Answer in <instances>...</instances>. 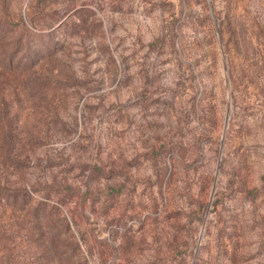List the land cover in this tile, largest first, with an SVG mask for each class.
<instances>
[{
	"label": "rangeland",
	"instance_id": "374dc122",
	"mask_svg": "<svg viewBox=\"0 0 264 264\" xmlns=\"http://www.w3.org/2000/svg\"><path fill=\"white\" fill-rule=\"evenodd\" d=\"M0 264H264V0H0Z\"/></svg>",
	"mask_w": 264,
	"mask_h": 264
}]
</instances>
